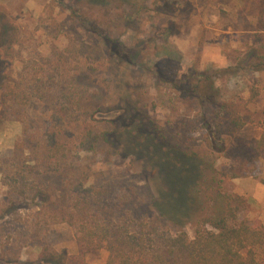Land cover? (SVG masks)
Segmentation results:
<instances>
[{"label": "rangeland", "instance_id": "rangeland-1", "mask_svg": "<svg viewBox=\"0 0 264 264\" xmlns=\"http://www.w3.org/2000/svg\"><path fill=\"white\" fill-rule=\"evenodd\" d=\"M261 2L0 0V264L34 263L45 247L68 254V264H80L76 229L50 222L39 213L36 201L24 202L11 214L3 212L14 200L2 169L15 153L21 151L22 163L35 166L39 179L57 183L55 172L43 173L41 160L48 148L47 136L54 131L59 141L71 145L68 163L78 161L83 170L95 171L97 175L93 173L88 185L95 183L103 191L104 203L112 207L123 201V211L135 216H153L154 201L177 196L181 184L170 187V171H164L162 161L155 163L148 155L121 154L123 147L111 150L100 142L96 155L79 152L85 119L92 120L98 131L121 127L119 118L138 98L146 129L164 150L190 152L203 167L212 166L222 173L232 168L235 157L230 151L209 146L216 142L215 137L220 139L216 145H234L212 122L214 102L246 103L254 122L239 135L255 142L264 134V67L255 68L258 52L264 48ZM10 35H16L18 41L11 55L4 50ZM105 37L128 48L130 64L115 58L106 70ZM99 74L101 78L96 79ZM114 75L118 84L112 89ZM205 78L211 81L199 95L193 94ZM16 86L22 95L32 91L35 97L14 106L7 97L2 105L4 94ZM134 91L139 95L131 96ZM61 103L72 111L63 128H53L52 115ZM180 158L184 160V154ZM201 186L190 189L192 206L183 219L182 228L190 237L194 236V222L207 212ZM225 187L243 199L239 221L264 224V152L253 176H226ZM162 226L171 230L168 223ZM108 257L105 250L83 256L86 264H108Z\"/></svg>", "mask_w": 264, "mask_h": 264}, {"label": "trees", "instance_id": "trees-1", "mask_svg": "<svg viewBox=\"0 0 264 264\" xmlns=\"http://www.w3.org/2000/svg\"><path fill=\"white\" fill-rule=\"evenodd\" d=\"M260 10L264 14V0ZM105 38L103 54L107 58L106 70L115 63V58L119 62L130 64L128 48L119 40ZM17 42L16 35L5 39L6 54H12ZM257 56L255 68L260 70L264 67V48L259 50ZM1 67L2 64L0 88L3 83ZM99 76L101 74L96 75V79L101 78ZM114 76L111 80L112 89L115 88L113 85L118 84V76ZM207 81L210 82L211 79L200 81L192 90L193 94L199 95V90L203 89ZM15 88L16 90L4 94L2 105H6L7 97L13 106L22 99L31 101L35 97L32 91L29 94L22 91V95L18 92V87ZM122 91L128 96L125 88ZM135 94L139 95L134 91L131 96ZM137 99L138 103H129L125 108L126 114L119 118L123 125L121 127L98 131L92 120L85 119L78 138V151L96 155L99 143L104 142L111 150L123 147L121 154L148 155L155 163L162 161L164 171H170V187L181 184L177 196H172L165 202L154 201V215L149 217L123 211V201L110 207L104 203L103 191L95 183L88 185L94 179L92 176L95 171L90 168L83 170L84 167L78 165V161L68 163L71 145L69 142L59 141L58 134L54 131L47 136L48 148L41 155V160L43 173L48 170L55 172L57 183L51 184L49 180L39 179L35 166L22 163L23 160L19 157L21 151L15 153L13 159H9L2 169L3 180L10 189L11 200H14L8 202L3 212L11 214L23 206L24 202L36 201L39 213L45 215L50 222L66 223L76 229L80 264H86L83 258L85 254L100 250L108 252V264H264V224L250 225L239 221L243 199L231 195L225 187L226 176L230 179L253 176L264 152V134L255 142H248L239 135L247 124L254 122L246 103L214 102L216 106L212 122L218 127V133L222 132L234 144L216 145L220 140L216 137V142H209L212 148L216 146L220 152L230 151L235 157L232 168L222 173L212 166L203 167L190 152L178 149V154L174 149L164 150L163 144L151 131H147L142 116L143 107ZM71 111L72 107L67 103L57 104L52 115V127L63 128L64 120ZM182 154L184 160L180 158ZM73 159L79 160L78 157H72L71 160ZM205 173L208 174L207 178ZM192 186H201L200 193L203 190L202 199L207 212L194 222V236L190 237L182 227L184 217H188L185 212L188 208L191 210L192 206ZM163 222L168 223L171 230L164 228ZM69 261L68 254L45 247L36 262L27 264H68Z\"/></svg>", "mask_w": 264, "mask_h": 264}]
</instances>
